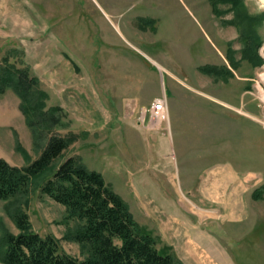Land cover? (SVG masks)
Returning <instances> with one entry per match:
<instances>
[{"label": "rangeland", "instance_id": "374dc122", "mask_svg": "<svg viewBox=\"0 0 264 264\" xmlns=\"http://www.w3.org/2000/svg\"><path fill=\"white\" fill-rule=\"evenodd\" d=\"M242 1L250 25L212 0H0V59L29 67L45 109L61 108L37 134L21 97L0 93V157L25 166L51 135L76 133L57 163L79 155L100 171L158 248L182 264H264V0ZM18 202L83 258L64 205L37 185ZM12 207L0 198V233L19 232Z\"/></svg>", "mask_w": 264, "mask_h": 264}, {"label": "trees", "instance_id": "16d2710c", "mask_svg": "<svg viewBox=\"0 0 264 264\" xmlns=\"http://www.w3.org/2000/svg\"><path fill=\"white\" fill-rule=\"evenodd\" d=\"M241 16L246 25L254 17L246 16L242 0H212L216 13H223L219 4ZM244 54L255 56L252 44H245ZM254 50V51H253ZM11 53L0 59V93L12 88L22 99L21 109L27 124L37 131L51 130L60 119V107L46 110V92L37 88L38 78L32 77L27 66L11 61ZM202 70L220 75L229 69L206 65ZM76 133L51 135L40 155L25 166L13 165L0 157V198L13 206L11 213L19 230L0 233V261L4 264H182L165 248H158L156 238L135 220L128 203L107 182L104 175L89 168L79 155L57 160L77 139ZM28 158L27 151L20 146ZM66 208V219L77 223L68 230V238L82 248L80 259L61 251L56 236L40 235L33 229L27 212L19 206L18 198L32 187ZM264 186L255 191L261 196Z\"/></svg>", "mask_w": 264, "mask_h": 264}, {"label": "built area", "instance_id": "2783aa9c", "mask_svg": "<svg viewBox=\"0 0 264 264\" xmlns=\"http://www.w3.org/2000/svg\"><path fill=\"white\" fill-rule=\"evenodd\" d=\"M166 109V104L163 100L154 102L152 104V116L155 118H165Z\"/></svg>", "mask_w": 264, "mask_h": 264}]
</instances>
